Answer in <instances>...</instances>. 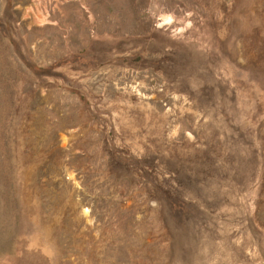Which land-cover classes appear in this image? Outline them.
<instances>
[{
    "label": "rangeland",
    "instance_id": "1",
    "mask_svg": "<svg viewBox=\"0 0 264 264\" xmlns=\"http://www.w3.org/2000/svg\"><path fill=\"white\" fill-rule=\"evenodd\" d=\"M0 264H264V0H0Z\"/></svg>",
    "mask_w": 264,
    "mask_h": 264
}]
</instances>
